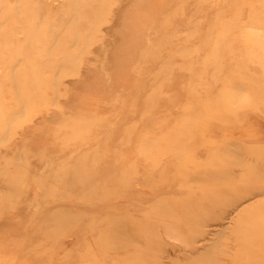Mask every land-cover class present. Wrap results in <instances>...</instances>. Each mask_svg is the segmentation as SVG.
I'll return each mask as SVG.
<instances>
[{
	"label": "rangeland",
	"instance_id": "rangeland-1",
	"mask_svg": "<svg viewBox=\"0 0 264 264\" xmlns=\"http://www.w3.org/2000/svg\"><path fill=\"white\" fill-rule=\"evenodd\" d=\"M262 191L264 0H0V264H264Z\"/></svg>",
	"mask_w": 264,
	"mask_h": 264
},
{
	"label": "bare ground",
	"instance_id": "bare-ground-1",
	"mask_svg": "<svg viewBox=\"0 0 264 264\" xmlns=\"http://www.w3.org/2000/svg\"><path fill=\"white\" fill-rule=\"evenodd\" d=\"M262 192H264V191H262ZM256 192H255V194L253 193V194H251V195H248V196H251V198H256Z\"/></svg>",
	"mask_w": 264,
	"mask_h": 264
}]
</instances>
